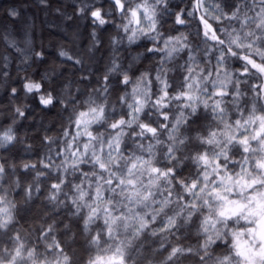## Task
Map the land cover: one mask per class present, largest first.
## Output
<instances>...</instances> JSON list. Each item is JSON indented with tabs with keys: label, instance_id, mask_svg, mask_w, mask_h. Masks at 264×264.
Masks as SVG:
<instances>
[{
	"label": "snow or ice",
	"instance_id": "snow-or-ice-1",
	"mask_svg": "<svg viewBox=\"0 0 264 264\" xmlns=\"http://www.w3.org/2000/svg\"><path fill=\"white\" fill-rule=\"evenodd\" d=\"M80 3L77 12L90 21L94 46L100 44L97 29L111 26L119 33L110 39L114 55L92 90L94 96L73 97L67 104L59 100L69 111V122L57 139L44 137L48 153L39 169L35 162H21L24 173L34 174L31 183H22L17 165L0 155V264H138L142 237L158 234L152 227L158 217L163 219L161 232L177 235L195 224L201 237L195 248L173 245L159 264H185L191 257L197 264H264V0L231 5L215 0L211 19L218 25L227 22L224 28H213L207 11L196 17L203 24L197 34L206 45L203 67L186 36L162 38L159 26L169 15L175 24L185 25L205 9L204 0H190L188 10L179 12H171L170 0ZM19 14L10 12L12 17ZM27 27L24 43L30 45ZM141 40L151 43L146 52L159 55L160 62L133 79L131 65L122 67L118 52L120 46ZM11 46L24 61L32 55L43 59V52ZM182 52L187 55L182 78L169 83L166 63ZM59 55L81 64L65 51ZM233 59L244 62L242 70L229 71ZM116 75L120 78L114 84L109 77ZM6 76L5 68L0 82ZM249 79L259 83L242 91L240 85ZM117 85L122 94L109 103ZM22 88L25 94L35 93L44 108L57 102L43 83L29 79ZM16 93L12 87L10 95ZM200 108L209 122L190 135ZM14 113L27 118L24 107H15ZM18 142L23 141L12 126L0 128V149ZM185 162L195 166L190 176L181 171ZM48 176L55 182L48 185L47 200L70 207L71 215L82 221L87 248L82 260L55 239V220L38 237L50 241L44 251L26 243L13 226L16 204L9 197L20 189L24 201H31L41 191L40 178ZM64 228L70 230L68 224ZM4 239L11 241L9 248Z\"/></svg>",
	"mask_w": 264,
	"mask_h": 264
},
{
	"label": "trees",
	"instance_id": "trees-1",
	"mask_svg": "<svg viewBox=\"0 0 264 264\" xmlns=\"http://www.w3.org/2000/svg\"><path fill=\"white\" fill-rule=\"evenodd\" d=\"M99 2L107 4V0H99ZM224 2L231 5L237 3L238 0H224ZM204 3L205 9L196 13L195 17H189L185 25L175 24L174 17L169 15L165 17V22H161L159 26L162 38L186 36L201 67L204 66V59H206L203 55L206 45L202 35L197 34L198 30L203 28V24L196 17L207 11V18L213 28L227 27V22L218 25L211 19L215 13L210 9L215 0H204ZM189 4L190 0H170V10L171 12L186 11ZM78 6H83L80 0H46V3H42L41 0H0V64L4 65L0 67V73L4 72L5 68L7 69V76L3 82H0V128L12 126L18 140L23 141L9 146L8 149H0V155L17 165L16 171L22 183H31L34 174L24 173L20 168L21 162H35L39 169L40 159L48 153L44 137L57 139L61 130L69 122V111L61 106L59 100H63L67 104L73 97L78 100H87L90 95L94 96L92 90L98 86L97 81L106 74L114 55V47L111 45L110 39L112 36L118 37L119 33L111 26L97 29L100 44L94 46L91 35L93 27L88 19L78 14ZM13 9L20 13L19 16L12 17L10 15ZM29 25L27 31L32 43L25 45L24 34L26 26ZM11 43H15L21 49L28 48L34 49L36 52H43V59L32 55L24 61L22 55L15 51ZM148 46H151V43L146 40H141L136 45L120 46L118 52L120 63L122 67L131 65L129 75L133 79L139 76L142 71L155 69L160 62L159 55L146 52ZM60 51H65L68 56L74 59L79 58L81 64L77 65L73 60L61 57ZM244 54L241 50V55ZM186 60L187 55L182 52L171 62L166 63V67L170 69L167 76L169 83L180 82L183 74L182 66ZM243 63L242 60L233 59L229 71L242 70ZM89 72L91 73L89 78L83 79L84 74ZM119 78V75L109 77L114 84ZM220 78H224L223 74ZM29 79L43 83L45 88L52 92L53 97L57 98V102L53 106L44 108L35 98V93L25 94L22 86L25 80ZM257 83L259 81L256 79H249L246 84H241L240 88L243 91L249 85ZM173 86L175 87V84ZM12 87L17 89L15 97L10 95ZM228 90H231L230 84ZM119 94H122V89L117 85L109 103H113ZM197 95L199 94L197 93ZM250 95L251 93H249ZM201 99L207 98L201 96ZM15 107H24L27 118L18 119L14 113ZM196 120V125L189 129L190 135L195 134L203 124L209 122L208 114L204 112L203 108L199 109ZM26 146L28 151H25ZM159 155L158 153V158ZM181 171L185 176H190L194 173L195 166L185 162ZM52 182H55L53 176L41 177L38 181L41 188L39 195L34 196L28 202L24 201L20 189L13 192L9 199L16 204L14 227L25 238L26 243H35L38 251H44L45 245L50 241H41L38 237L41 229L55 220V239L77 261L82 260L87 254L86 234L83 232L82 221L71 215L70 207H57L47 200L48 185ZM193 219L195 220V218ZM65 224L69 225L70 230L64 228ZM162 224V217H158L155 224L152 225L158 234L142 237L143 246L136 254L138 264H147L149 261L159 264L167 250L173 245L179 243L195 248L201 239L197 235L195 224L181 229L177 235L161 232ZM177 236H179V240H177ZM162 240L165 242L164 248L160 247ZM185 264H197V261L191 257L186 260Z\"/></svg>",
	"mask_w": 264,
	"mask_h": 264
},
{
	"label": "rangeland",
	"instance_id": "rangeland-1",
	"mask_svg": "<svg viewBox=\"0 0 264 264\" xmlns=\"http://www.w3.org/2000/svg\"><path fill=\"white\" fill-rule=\"evenodd\" d=\"M14 226V225H13ZM15 228V227H14ZM16 229V228H15ZM17 231V230H16ZM18 232V231H17ZM13 235H15V233H13ZM22 237V239L25 241V238L23 237V236H21ZM2 243H3V245H4V247H6V248H9L10 246H11V241L10 240H8V239H4L3 241H2Z\"/></svg>",
	"mask_w": 264,
	"mask_h": 264
}]
</instances>
